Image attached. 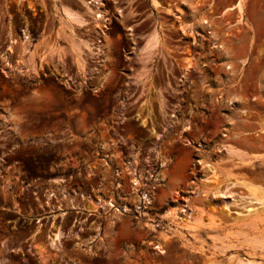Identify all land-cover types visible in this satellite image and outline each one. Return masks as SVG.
Wrapping results in <instances>:
<instances>
[{"label":"rangeland","instance_id":"374dc122","mask_svg":"<svg viewBox=\"0 0 264 264\" xmlns=\"http://www.w3.org/2000/svg\"><path fill=\"white\" fill-rule=\"evenodd\" d=\"M157 1L0 0V264H264V0Z\"/></svg>","mask_w":264,"mask_h":264},{"label":"bare ground","instance_id":"6f19581e","mask_svg":"<svg viewBox=\"0 0 264 264\" xmlns=\"http://www.w3.org/2000/svg\"><path fill=\"white\" fill-rule=\"evenodd\" d=\"M233 11H236V15L238 16L239 21H241L240 18L242 17V15L244 13V7H243L242 0H238L236 2V4H234L232 6H228L219 15H216L213 17L212 16L211 17H202L201 20L203 21V24L204 23H206V24L211 23V25H212L211 19H213L215 17L225 16V15H227V13H230ZM235 25H236V23H235ZM223 147H224V149H226V151L228 152L229 155H240V150L232 143H226L223 145ZM201 162L203 164V168H206V170H208V171H210V170L214 171L215 170L214 169L215 164H213V162H210L209 157H208V159L207 158L203 159ZM136 181L139 182L138 179H136ZM242 185L245 186L247 188V190L249 189V191H251V194L255 193L256 190L260 189L259 187H256V186L250 185V184L248 187L247 183H242ZM231 188H232L231 184L226 185L224 188H221V186H220V187H218V190L216 192V193H218L217 195H221L223 197V199H225L227 201L226 209H229L228 203L232 202L234 205L242 206L243 208H247L248 212L253 211L254 208L251 206L250 203H255L254 197H252V195H242V194H238V193L235 194ZM236 195L238 196V198H236ZM188 212L190 213V211H188ZM237 213H238V215H244L245 214L244 211H237ZM188 217H191L190 214H188ZM238 264H246V263L243 261H239Z\"/></svg>","mask_w":264,"mask_h":264},{"label":"crops","instance_id":"0c3cea01","mask_svg":"<svg viewBox=\"0 0 264 264\" xmlns=\"http://www.w3.org/2000/svg\"><path fill=\"white\" fill-rule=\"evenodd\" d=\"M252 124V128H254L255 130L259 129V125L258 122L256 120H253ZM238 148V146H237ZM240 148V147H239ZM242 150V155H229L227 154L228 158H227V162L224 164V169H226V172L221 176L220 180L221 183H228V184H233L236 182L237 185L242 184V181H249L245 178H242L241 176L235 177V175H240L241 171L245 168L242 167V165H240V162L243 161H247L250 156L254 155L255 153H251L249 152L248 149H244V148H240ZM248 154V155H247ZM251 160V159H250ZM204 192H202L200 195H195L198 198V202L203 199L202 196H204L203 194Z\"/></svg>","mask_w":264,"mask_h":264}]
</instances>
